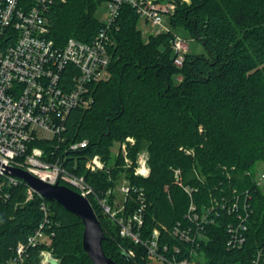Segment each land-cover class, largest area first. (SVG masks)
Returning a JSON list of instances; mask_svg holds the SVG:
<instances>
[{
    "label": "trees",
    "instance_id": "16d2710c",
    "mask_svg": "<svg viewBox=\"0 0 264 264\" xmlns=\"http://www.w3.org/2000/svg\"><path fill=\"white\" fill-rule=\"evenodd\" d=\"M108 1L55 3L48 15L50 37L60 47L70 38L92 42L105 27L96 12ZM189 1L170 18L169 33L150 34L147 42L136 10L123 5L109 32L113 39L109 79L92 84L94 100L88 109L70 112L64 147L58 151L57 141L31 146L44 149L50 158L64 156L69 144L87 141L85 149L66 154L78 159L75 173L85 176L101 198L117 186L122 174L143 189L147 208L140 238L148 241L159 229L160 251L167 257L182 260L195 248L205 252L206 264H264V195L253 176L257 164L264 162V0ZM174 29L200 40L208 56L188 52L183 66L177 67L171 44ZM128 137L135 139L129 153L134 164L139 152L149 153L148 178L135 176L133 168L122 166L120 157L113 158L111 148ZM94 155L112 165L109 173L83 169ZM176 169L181 170L182 183L195 189L192 197L176 183ZM0 186V264H8L18 244L42 224L52 243L35 248L33 261L48 249L59 264H93L83 249L80 218L36 192L29 199L30 188L22 180L11 185L0 177ZM237 196L241 202L248 198L252 213L247 215L241 206L239 219L227 211H212L214 223L203 228L209 237L206 243L195 239L187 244L172 235L182 223L195 237L198 224L186 219L192 201L201 213L215 200ZM112 199L113 195L111 203ZM43 203L49 208L47 217ZM90 203L106 235V254L117 264H150L147 248L121 237L118 224L104 215L95 199ZM137 204L136 196H130L123 215ZM239 222L246 226L245 241L229 247V226ZM177 246L180 253L175 252ZM131 250L134 256L128 255Z\"/></svg>",
    "mask_w": 264,
    "mask_h": 264
},
{
    "label": "built area",
    "instance_id": "2783aa9c",
    "mask_svg": "<svg viewBox=\"0 0 264 264\" xmlns=\"http://www.w3.org/2000/svg\"><path fill=\"white\" fill-rule=\"evenodd\" d=\"M64 1L0 0V177L6 178L11 185H17L21 179L8 173L7 168L18 167L50 184L66 185L89 201L90 198L95 199L104 215L118 224L120 236L143 244L151 260L155 259L162 264H206L205 252H198L195 248H191L189 256L182 260H177L175 256L167 257L160 251L159 229H154L148 241L140 238L139 231L147 208L146 195L143 189L133 186L126 175L122 174L117 186L109 189L106 196L101 198L85 176L75 173L79 166L78 159L74 156L67 158L66 154L69 150L85 149L87 141L69 144L65 147L64 156L50 158L44 149L31 146L36 141H57L58 151L64 147V132L70 112L74 109H88L94 100L92 84L109 79L110 48L113 44L109 32L123 5L134 8L139 17L153 27L154 35L171 31L165 22L170 21L177 9L176 4L169 0H109L107 5L110 15L104 22L105 27L92 42L70 38L60 47L50 37L51 23L48 15L55 3ZM171 44L175 53L174 64L182 67L188 45L177 34ZM134 145L133 137L115 143L111 148L113 158L120 157L122 166L133 168L135 176L148 178L151 174L149 153L147 150L139 152L134 164L129 154ZM111 166L101 155H94L86 161L83 169L91 173H109ZM174 172L176 183L183 186L192 197L195 189L182 183L180 169ZM258 179L255 181L260 186ZM117 188L119 194L116 193ZM33 192L30 189L29 194L32 196ZM234 193L237 194V191ZM111 195L112 203L109 201ZM134 195L138 203L136 208L132 213L123 215L127 200ZM241 206L247 215L252 213L248 198L241 202L240 196L235 199L223 197L221 202L215 200L213 207L201 213L197 212L192 201L186 219L198 224L195 237L190 227L182 223L174 227L172 235L187 244L195 242V239L206 243L209 237L203 228L214 223L211 212L220 209L242 219ZM42 210L47 217V203L42 204ZM228 231L229 247L243 244L246 231L243 223L239 222L236 227L230 225ZM51 243L52 237L42 224L25 243L18 244L8 264H51L53 259L59 263L48 249L41 251L38 262L31 258L35 248L48 247ZM164 250H167L166 246ZM175 252L180 253L181 248L175 247ZM128 255L134 256V252L131 250Z\"/></svg>",
    "mask_w": 264,
    "mask_h": 264
},
{
    "label": "water",
    "instance_id": "95a60500",
    "mask_svg": "<svg viewBox=\"0 0 264 264\" xmlns=\"http://www.w3.org/2000/svg\"><path fill=\"white\" fill-rule=\"evenodd\" d=\"M7 172L21 179L46 201L56 202L83 221V249L93 264H117L103 248L106 235L89 199L66 185L45 182L22 168L8 167ZM51 264L59 263L53 259Z\"/></svg>",
    "mask_w": 264,
    "mask_h": 264
},
{
    "label": "rangeland",
    "instance_id": "374dc122",
    "mask_svg": "<svg viewBox=\"0 0 264 264\" xmlns=\"http://www.w3.org/2000/svg\"><path fill=\"white\" fill-rule=\"evenodd\" d=\"M176 4V7H178L182 3H189V0H169ZM110 15V10L108 8L107 3H104L102 6H100L96 12V17L101 21L105 22L107 21V18ZM165 26L172 29V26L170 24V21L167 20L165 22ZM139 29L143 33V37L145 41L147 42L149 39V35L153 33L154 29L149 24H146L143 19L139 20ZM175 33L185 41V43L188 45V52L192 55H205L208 56V51L205 47V45L198 39H195L191 34H189L184 29H174ZM178 80H180V77H178ZM202 130V129H201ZM200 130V131H201ZM145 150V149H144ZM115 151V149H113ZM146 151V150H145ZM254 179H258L260 181V190L264 195V162H259L256 166L255 173H253ZM257 181V182H259ZM116 193L119 194V188L116 189ZM33 195V194H32ZM31 195H29V199H31ZM121 197V195H120ZM150 264H162L161 262H158L155 259H152L150 261Z\"/></svg>",
    "mask_w": 264,
    "mask_h": 264
}]
</instances>
